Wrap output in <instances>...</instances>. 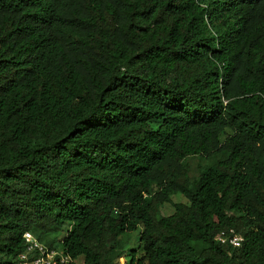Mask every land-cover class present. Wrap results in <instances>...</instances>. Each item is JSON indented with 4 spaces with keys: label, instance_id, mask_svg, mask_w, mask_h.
Here are the masks:
<instances>
[{
    "label": "trees",
    "instance_id": "obj_1",
    "mask_svg": "<svg viewBox=\"0 0 264 264\" xmlns=\"http://www.w3.org/2000/svg\"><path fill=\"white\" fill-rule=\"evenodd\" d=\"M139 226L126 264H264V0H0V264Z\"/></svg>",
    "mask_w": 264,
    "mask_h": 264
},
{
    "label": "built area",
    "instance_id": "obj_2",
    "mask_svg": "<svg viewBox=\"0 0 264 264\" xmlns=\"http://www.w3.org/2000/svg\"><path fill=\"white\" fill-rule=\"evenodd\" d=\"M22 238L24 247L16 256V264H67L71 260L58 246H47L30 231H25ZM215 240L237 247L242 242V235L235 228L228 227L221 229Z\"/></svg>",
    "mask_w": 264,
    "mask_h": 264
},
{
    "label": "rangeland",
    "instance_id": "obj_3",
    "mask_svg": "<svg viewBox=\"0 0 264 264\" xmlns=\"http://www.w3.org/2000/svg\"><path fill=\"white\" fill-rule=\"evenodd\" d=\"M224 135H222L221 139H223ZM211 157H204L200 155H191L185 158V162L187 163L189 167V175L191 178H194L197 176L199 172V168L207 163L210 162ZM172 201H185V199L180 196L179 194L172 196ZM172 205L169 203L163 204L161 206V212L163 214H169L172 212ZM67 226L57 227L49 233L48 238L52 237L53 235H57L60 233L61 230L66 229ZM140 226L129 232H124L120 234L117 238L119 245L124 251V255L119 257L117 264H126L129 259V250H134V253L136 256H139L141 253V250L139 248V232H140Z\"/></svg>",
    "mask_w": 264,
    "mask_h": 264
}]
</instances>
